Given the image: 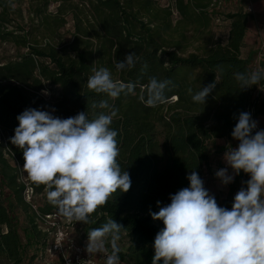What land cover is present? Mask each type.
Returning a JSON list of instances; mask_svg holds the SVG:
<instances>
[{"label": "trees", "instance_id": "trees-1", "mask_svg": "<svg viewBox=\"0 0 264 264\" xmlns=\"http://www.w3.org/2000/svg\"><path fill=\"white\" fill-rule=\"evenodd\" d=\"M25 1L0 0V46L12 44L17 51L14 59L0 62V264H23L26 246L41 244L37 219L56 209L50 203L38 208L39 215L26 201L27 188L34 195L47 193L44 185L28 178L23 151L11 143L19 125L16 117L35 108L55 109L52 114L60 118L87 111L93 119L102 110L90 105L107 99L87 88L94 67H107L114 80L135 84L134 94L109 100L118 109L111 125L118 132L117 160L130 174L131 187L126 193L118 189L98 207L85 231L88 235L115 220L124 227L120 236L127 242L118 253L122 262L152 264L154 238L164 224L153 220L150 211L158 212L171 202L170 194L189 187L192 171L203 179L210 170L211 142L239 143L231 133L240 112L253 111L255 119L264 118V90L260 92L264 79L241 90L234 75L253 71L254 57L242 55L251 15L227 14L230 30L222 42L209 31L213 0H169L172 6H161L157 0H29L27 21ZM53 3L58 4L55 12L49 10ZM68 16L74 28L70 39L61 33ZM198 39L203 42L194 47ZM131 52L140 58L136 66L117 71L116 62ZM152 76L172 82L165 102L155 107L141 100L146 99L145 87ZM216 79L205 103L193 102L192 96ZM52 87L59 92L48 99L43 92ZM243 175L241 171L236 176L228 197L214 195L219 206L231 209L235 184ZM17 207L26 214V244L13 216Z\"/></svg>", "mask_w": 264, "mask_h": 264}, {"label": "clouds", "instance_id": "clouds-1", "mask_svg": "<svg viewBox=\"0 0 264 264\" xmlns=\"http://www.w3.org/2000/svg\"><path fill=\"white\" fill-rule=\"evenodd\" d=\"M139 59L131 52L123 61H117L115 68H134ZM217 67L223 72L222 66ZM146 68L145 63L142 71ZM92 73L87 88L107 97L90 105L102 110L93 119H89L87 111L60 118L52 114L55 109L28 108L16 117L19 125L10 138L23 151V170L28 178L45 186L48 201L63 216L84 224L93 222L91 215L118 189L126 193L131 187L130 174L121 170L117 160L118 132L111 125L118 109L109 100L134 94L135 84L114 80L107 67H94ZM234 75L239 89L244 90L264 79V69ZM171 83L149 77L146 99L141 96V100L150 107L165 102ZM216 83L217 79L193 95V102L204 104ZM188 92L191 94L192 89ZM257 127L258 122L249 112H240L231 133L238 146L224 154L233 174H229L228 167L215 173L222 185L233 182L234 175L241 171L250 176L235 194L230 210L218 205L198 173L192 171L187 176L189 187L170 194L171 202L158 212L150 211L153 220L164 224L154 238L152 264H264V129L256 130ZM122 228L109 219L91 229L87 253H107L110 238L112 252L105 264H120L117 241Z\"/></svg>", "mask_w": 264, "mask_h": 264}, {"label": "rangeland", "instance_id": "rangeland-1", "mask_svg": "<svg viewBox=\"0 0 264 264\" xmlns=\"http://www.w3.org/2000/svg\"><path fill=\"white\" fill-rule=\"evenodd\" d=\"M161 6H172L169 0H157ZM58 4L53 3L49 10L55 12ZM29 0H26L22 6L24 10L25 20H28ZM246 12L251 15L247 25V34L245 37V46L242 50L243 57L252 55L254 60L252 62V69H264V0H213L209 12L213 14V19L210 26L211 36L214 40L226 42L230 30L231 21L226 18L229 13ZM179 18L178 13L174 12V20ZM21 22V21H20ZM74 32L73 21L71 16H68V23L61 33L66 39H70ZM193 35V30L189 31ZM197 38L198 36H194ZM203 39H198L194 43V47L199 46ZM17 51L12 44H2L0 46V62H6L14 59ZM59 92L58 87L44 91L46 98L50 99L56 96ZM47 93V94H45ZM258 127L264 129V118L259 120ZM260 129V130H261ZM210 170H206L203 176L204 187L212 195H219L220 197H228L231 193V185L235 182L234 175L233 182L228 185H222L221 181L215 176L216 171L221 168L228 167L224 160V154L230 148L238 146L236 141H227L226 139H217L210 144ZM229 174H233L232 169L228 167ZM25 180V175H23ZM250 179L248 174L243 175L241 179L235 184V189L232 193V202L235 194L243 186L244 181ZM26 201L31 203L34 210L39 215H42L38 208H42L50 204L47 195H34L30 190L25 191ZM17 222V229L20 234L22 244L27 243L24 228L27 226L26 214L17 207L13 213ZM39 229L42 231L40 235L41 244H29L24 249L25 260L23 264H103L104 253L96 255H89L86 251L88 235L85 231L86 224L69 220L63 216L58 208L54 209L50 215H45L37 219ZM58 246V247H57ZM119 250H125L127 242L123 236L117 241ZM107 250L112 251L110 238L106 243ZM6 261H3L5 263ZM121 264H128L122 262Z\"/></svg>", "mask_w": 264, "mask_h": 264}, {"label": "built area", "instance_id": "built-area-1", "mask_svg": "<svg viewBox=\"0 0 264 264\" xmlns=\"http://www.w3.org/2000/svg\"><path fill=\"white\" fill-rule=\"evenodd\" d=\"M262 89H263V88H262ZM262 89L260 90V92L263 91ZM251 117H252V119L255 120V118L253 117V111H252V113H251ZM256 130H260L259 127H257ZM27 190H29V188H27ZM30 190H31V188H30ZM31 191H32V190H31ZM57 247H58V246H57ZM111 252H112V251L107 250V253H104V257H103V258H104V263H103V264H105V261H106V257H107V255H108V254H111ZM119 257H120V256H119ZM121 263H122V260H121V258H120V264H121Z\"/></svg>", "mask_w": 264, "mask_h": 264}]
</instances>
